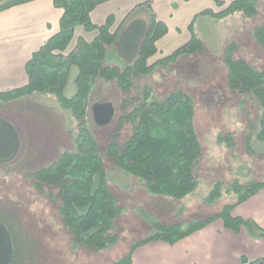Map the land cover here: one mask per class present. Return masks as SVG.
<instances>
[{
    "label": "rangeland",
    "instance_id": "374dc122",
    "mask_svg": "<svg viewBox=\"0 0 264 264\" xmlns=\"http://www.w3.org/2000/svg\"><path fill=\"white\" fill-rule=\"evenodd\" d=\"M134 1L129 0V5H135ZM126 14L119 20L114 16L111 31L124 19L122 25L134 17L148 18L145 10L130 13L127 18ZM261 25H264V0H258L257 12L252 16L240 11L225 17L197 16L193 29L203 42L202 49L161 61L149 73L133 76L131 86L125 90L114 79L98 78L87 94L80 117L61 105L52 93L34 91L0 100V115L9 119L23 137L22 149L16 157L0 162V221L13 235L11 264H112L135 241L153 231L152 220L185 225L204 219L220 211L223 204L235 200L236 194L227 192L234 180L246 183L263 179L264 139L258 136L261 104L252 94L244 95L228 87L224 61L226 48L233 45V57H241L264 71V46L254 36L255 28ZM85 31L89 32L88 39L96 34V30ZM189 34L190 28L177 32L178 39L170 35L167 40L174 39L179 46L184 40L178 41ZM76 38L74 32L67 50ZM166 50L165 47L163 51ZM155 53L149 57V63L158 59L160 52ZM123 62L115 49L110 51L108 63ZM76 72L73 65L64 88L67 96L75 92ZM145 89L157 99L181 89L193 101L194 127L201 146L196 170L198 183L183 198L153 195L138 178L116 168L107 154L112 138L122 142L129 136L131 123L125 114ZM105 101L113 104L114 114L108 123L100 124L93 117L92 107ZM81 125L89 129L97 142L109 187L121 207L112 229L116 239L103 248L74 241L59 210L58 188L38 185L32 174L56 160L64 150H73L74 137ZM226 135L230 138L228 144L218 138ZM216 182L221 183L222 194L208 201V192Z\"/></svg>",
    "mask_w": 264,
    "mask_h": 264
},
{
    "label": "trees",
    "instance_id": "16d2710c",
    "mask_svg": "<svg viewBox=\"0 0 264 264\" xmlns=\"http://www.w3.org/2000/svg\"><path fill=\"white\" fill-rule=\"evenodd\" d=\"M28 0H7L0 3V10ZM106 0H53L62 8L59 29L48 37L25 63L27 83L0 91V100L14 99L34 91L55 95L57 101L70 108L76 117L84 113L85 101L91 86L98 78L116 80L124 90L131 85V78L144 75L161 61L180 54H190L203 48L202 40L194 32L195 18L199 15L225 17L240 11L252 16L257 12L258 0H215L218 10L205 8L197 12L190 21L189 38L169 54L149 63L156 48V40L166 32V24L156 18L145 0L135 4L126 14L148 11L146 32L141 40L136 57L123 63H108L110 51L116 50L123 22L114 30V14H107L104 22L96 23L91 11ZM85 30H96L90 39L78 35L67 50L76 26ZM254 36L264 46V25L254 30ZM233 45L225 50L227 84L235 92L257 97L261 104L258 136L264 139V71L250 62L232 55ZM67 50V51H66ZM77 68L74 77L76 89L73 95L64 94L71 67ZM137 103L125 114L131 123L129 136L122 142L112 138L107 145V154L116 168L138 178L143 187L153 195L183 198L191 193L198 183L196 170L201 153L200 141L194 127V104L191 97L181 89L171 91L163 99L149 96V89L139 94ZM219 141L229 136H218ZM75 148L64 150L56 160L32 172L38 185L47 184L58 188L59 210L64 223L71 231L75 242H83L95 248H103L116 239L112 233L115 218L121 207L111 191L107 170L97 142L89 129L81 125L74 137ZM95 176L97 178L95 179ZM221 183L216 182L207 195L208 201L220 197ZM264 187V178L241 183L234 180L227 192L236 194L234 201L223 204L220 211L204 219H195L187 224L162 223L152 220L153 231L135 241L129 251L112 264H128L135 246L151 239L173 243L185 235L203 227L215 218L234 231L244 226L255 237L264 235V229L254 220L232 214L233 207ZM8 227V226H7ZM11 237L12 232L8 227ZM13 248L14 241L12 240ZM14 251V250H13ZM14 257V256H13ZM13 260V258H12ZM12 260L10 264L12 263ZM240 264H264V256L249 259L241 256Z\"/></svg>",
    "mask_w": 264,
    "mask_h": 264
},
{
    "label": "crops",
    "instance_id": "0c3cea01",
    "mask_svg": "<svg viewBox=\"0 0 264 264\" xmlns=\"http://www.w3.org/2000/svg\"><path fill=\"white\" fill-rule=\"evenodd\" d=\"M142 1L145 0L134 2ZM149 1L156 18L167 28L155 42L156 52H160L158 58L178 47L179 43L174 39L167 40L168 37L175 35L178 39L176 33L185 32L197 12L218 8L213 0ZM133 6L129 5V0H106L99 3L90 15L96 23L104 22L109 13L119 20ZM61 14L62 8L56 7L53 0H28L0 10V91L27 83L25 63L33 51L58 31ZM74 32L75 36L89 37L86 35L89 32L82 26H76ZM182 38L178 42H185L189 37L183 35ZM165 47L166 52L163 51ZM17 130L23 146V137ZM232 214L250 218L264 229V187L236 204ZM241 256L249 259L264 256V235L255 237L244 226L234 231L218 217L173 243L151 239L138 244L133 248L128 264H240Z\"/></svg>",
    "mask_w": 264,
    "mask_h": 264
},
{
    "label": "water",
    "instance_id": "95a60500",
    "mask_svg": "<svg viewBox=\"0 0 264 264\" xmlns=\"http://www.w3.org/2000/svg\"><path fill=\"white\" fill-rule=\"evenodd\" d=\"M146 27L147 22L144 18L134 17L121 30L116 51L125 61H131L136 57ZM92 109L95 121L100 124L108 123L114 114V106L109 101L95 103ZM20 148L21 139L17 128L9 119L0 115V162L15 158ZM12 254L10 232L6 224L0 221V264H9Z\"/></svg>",
    "mask_w": 264,
    "mask_h": 264
}]
</instances>
